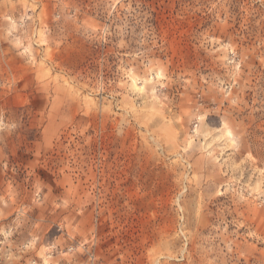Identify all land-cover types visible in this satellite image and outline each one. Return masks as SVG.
Segmentation results:
<instances>
[{"label": "rangeland", "instance_id": "rangeland-1", "mask_svg": "<svg viewBox=\"0 0 264 264\" xmlns=\"http://www.w3.org/2000/svg\"><path fill=\"white\" fill-rule=\"evenodd\" d=\"M0 264H264V0H0Z\"/></svg>", "mask_w": 264, "mask_h": 264}]
</instances>
